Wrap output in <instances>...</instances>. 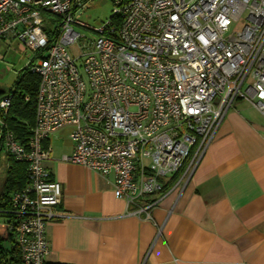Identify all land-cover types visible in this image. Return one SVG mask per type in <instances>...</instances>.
<instances>
[{
  "label": "built area",
  "instance_id": "obj_1",
  "mask_svg": "<svg viewBox=\"0 0 264 264\" xmlns=\"http://www.w3.org/2000/svg\"><path fill=\"white\" fill-rule=\"evenodd\" d=\"M88 1L0 0V38L34 52L26 67L39 77L27 137L4 118L12 94L0 97V162L25 166L24 185L0 199L19 264H45L49 254L46 223L62 189L44 161L58 130L71 127L62 161L112 174L126 213L152 219L171 178L186 182L197 169L236 99L264 116V0H113L98 27L79 19Z\"/></svg>",
  "mask_w": 264,
  "mask_h": 264
},
{
  "label": "crops",
  "instance_id": "obj_2",
  "mask_svg": "<svg viewBox=\"0 0 264 264\" xmlns=\"http://www.w3.org/2000/svg\"><path fill=\"white\" fill-rule=\"evenodd\" d=\"M57 132L44 165L62 196L45 264H264V116L246 101H234L191 177L171 178L152 219L126 213L112 174L62 161L73 144L54 151Z\"/></svg>",
  "mask_w": 264,
  "mask_h": 264
},
{
  "label": "trees",
  "instance_id": "obj_3",
  "mask_svg": "<svg viewBox=\"0 0 264 264\" xmlns=\"http://www.w3.org/2000/svg\"><path fill=\"white\" fill-rule=\"evenodd\" d=\"M113 2V0H111ZM39 77L36 73L31 72L28 67H24L18 76V79L7 91H1V94L10 92L12 94L11 105L4 114L10 128L21 138H25L30 133V128L34 123L35 113V95ZM25 182V166L22 163L13 160L8 161V168L5 172V180L0 190V199L6 201L9 194L20 188ZM0 204L6 206L7 202ZM12 242V237L2 225L0 220V264H19V255L17 249L10 244L5 249L3 241Z\"/></svg>",
  "mask_w": 264,
  "mask_h": 264
},
{
  "label": "rangeland",
  "instance_id": "obj_4",
  "mask_svg": "<svg viewBox=\"0 0 264 264\" xmlns=\"http://www.w3.org/2000/svg\"><path fill=\"white\" fill-rule=\"evenodd\" d=\"M111 0H89L86 8L79 19L87 23L91 27H98L102 21L111 15L113 10ZM241 29L240 24H235L230 31H238ZM81 34L88 37L94 36L92 31L77 28ZM67 50L73 57H78L80 49L78 44L67 46ZM34 58V52L25 48L20 42L13 39L0 38V97L3 95L1 91H7L14 85L18 79L20 71ZM81 59H77L79 64ZM71 127H65L51 137L54 151L66 149L71 145L68 137ZM5 161L0 162V190L5 180ZM3 247L7 249L10 245L8 240L2 242Z\"/></svg>",
  "mask_w": 264,
  "mask_h": 264
}]
</instances>
